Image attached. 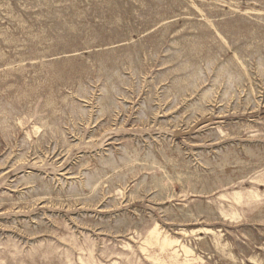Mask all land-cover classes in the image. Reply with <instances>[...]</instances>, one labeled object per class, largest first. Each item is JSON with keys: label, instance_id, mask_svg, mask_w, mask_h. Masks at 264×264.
<instances>
[{"label": "rangeland", "instance_id": "rangeland-1", "mask_svg": "<svg viewBox=\"0 0 264 264\" xmlns=\"http://www.w3.org/2000/svg\"><path fill=\"white\" fill-rule=\"evenodd\" d=\"M0 264H264V0H0Z\"/></svg>", "mask_w": 264, "mask_h": 264}, {"label": "bare ground", "instance_id": "bare-ground-1", "mask_svg": "<svg viewBox=\"0 0 264 264\" xmlns=\"http://www.w3.org/2000/svg\"><path fill=\"white\" fill-rule=\"evenodd\" d=\"M182 245V244H181ZM184 245V244H183ZM183 249V248H182ZM187 249V248H186ZM189 250V249H188Z\"/></svg>", "mask_w": 264, "mask_h": 264}]
</instances>
